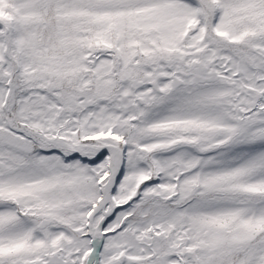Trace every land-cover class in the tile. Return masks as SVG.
Segmentation results:
<instances>
[{
	"label": "snow or ice",
	"instance_id": "6c2138e0",
	"mask_svg": "<svg viewBox=\"0 0 264 264\" xmlns=\"http://www.w3.org/2000/svg\"><path fill=\"white\" fill-rule=\"evenodd\" d=\"M0 264H264V0H0Z\"/></svg>",
	"mask_w": 264,
	"mask_h": 264
}]
</instances>
